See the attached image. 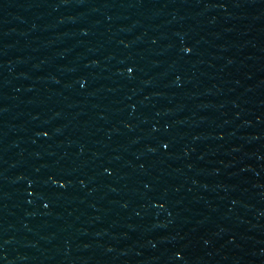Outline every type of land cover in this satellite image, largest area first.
<instances>
[{"label": "water", "instance_id": "95a60500", "mask_svg": "<svg viewBox=\"0 0 264 264\" xmlns=\"http://www.w3.org/2000/svg\"><path fill=\"white\" fill-rule=\"evenodd\" d=\"M0 264H264V0H0Z\"/></svg>", "mask_w": 264, "mask_h": 264}]
</instances>
